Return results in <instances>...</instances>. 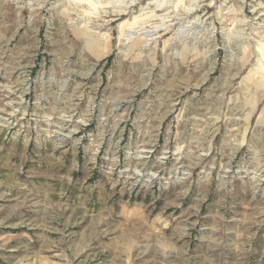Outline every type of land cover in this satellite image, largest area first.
<instances>
[{"label": "rangeland", "instance_id": "obj_1", "mask_svg": "<svg viewBox=\"0 0 264 264\" xmlns=\"http://www.w3.org/2000/svg\"><path fill=\"white\" fill-rule=\"evenodd\" d=\"M0 264H264V0H0Z\"/></svg>", "mask_w": 264, "mask_h": 264}, {"label": "bare ground", "instance_id": "obj_2", "mask_svg": "<svg viewBox=\"0 0 264 264\" xmlns=\"http://www.w3.org/2000/svg\"><path fill=\"white\" fill-rule=\"evenodd\" d=\"M122 12V11H121ZM124 15V14H123Z\"/></svg>", "mask_w": 264, "mask_h": 264}]
</instances>
